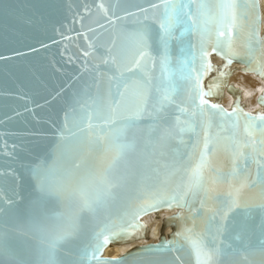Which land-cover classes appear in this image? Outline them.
Returning a JSON list of instances; mask_svg holds the SVG:
<instances>
[{
    "label": "water",
    "instance_id": "1",
    "mask_svg": "<svg viewBox=\"0 0 264 264\" xmlns=\"http://www.w3.org/2000/svg\"><path fill=\"white\" fill-rule=\"evenodd\" d=\"M173 3L165 45V0H0V264H198L189 238L207 264H264V85L248 106L230 78L264 83L261 2L236 0L234 25L215 0ZM107 173L113 195L50 255L79 190L95 196ZM106 228L120 235L96 250Z\"/></svg>",
    "mask_w": 264,
    "mask_h": 264
},
{
    "label": "snow or ice",
    "instance_id": "2",
    "mask_svg": "<svg viewBox=\"0 0 264 264\" xmlns=\"http://www.w3.org/2000/svg\"><path fill=\"white\" fill-rule=\"evenodd\" d=\"M213 0H205V3L201 5V7H205L207 3H211ZM216 3H218L221 11H222V19L223 20H229L231 22V25H234L236 22V14H235V8H236V0H215ZM166 5V12L163 17V20L160 24V28L163 30V34L160 36V39L162 42L167 44V37H171V28L173 27L174 23L179 22L177 17L179 16V12L176 11L175 5L173 3V0H165ZM187 15V14H185ZM229 31H231V26H229ZM147 34V29H145V35ZM219 36H224V32L220 31L218 32ZM145 56V53L143 51L139 52V57L143 58ZM136 65L139 66L140 60L137 59L135 61ZM231 63V61H229ZM261 75H264V72L261 73ZM198 79V77H197ZM201 94L200 104L204 105L206 103L205 100H203ZM164 100H169V96L165 94ZM213 108H217V105H212ZM236 111H239V108L237 107ZM204 109L201 108V115H203ZM226 116H231L230 113H225ZM254 119H259L261 121H264V116L256 117ZM209 141L206 140V146ZM131 145L128 144H121L119 145V153L122 157L125 154V151L129 149ZM115 164V161L113 162ZM205 165V157L202 154L200 163L191 171V174L189 176V190L193 188H198L202 184L203 180V169ZM262 182H264V177L261 178ZM104 188L98 192L95 196H88L84 193L83 189H80L81 197L76 205V208L73 210L71 215L68 218V224L67 227L61 229L58 235H56L54 238L51 239L50 245H49V253L50 255H54L55 248L57 244L68 237H71L75 235L80 228L79 223V213L87 209L88 211H94L96 207H99L101 204H103L108 198H110L113 195V189L119 186V178L111 177L110 173L106 174L105 180H104ZM159 195V193H150L149 197H155ZM175 199V197H173ZM227 211L225 212V216H227L228 212H235L236 209L242 207L240 204V192L237 190L234 194L230 193V201H226ZM155 205L148 203V199H145L144 206L140 208V212H147L148 210L155 209ZM250 208V206H248ZM259 210V214L264 215V204H260L256 206ZM139 227H142V225H137ZM107 232L108 234H105ZM120 235L119 231H116L114 228H106L101 231V233L97 234V243L95 245L96 250H99L102 246L107 245L112 239L118 238ZM102 237V239H100ZM189 243L191 247L195 250L198 257H205L203 260H198V264H207V253L204 250V247L202 245V242L199 239H193L189 238ZM261 252L264 254V242L261 243ZM93 258H95V255H93Z\"/></svg>",
    "mask_w": 264,
    "mask_h": 264
},
{
    "label": "bare ground",
    "instance_id": "3",
    "mask_svg": "<svg viewBox=\"0 0 264 264\" xmlns=\"http://www.w3.org/2000/svg\"><path fill=\"white\" fill-rule=\"evenodd\" d=\"M261 6H262V13H264V0H260ZM231 80L243 88V93L245 97V101L248 106H252L253 98L257 94V92L261 89L262 84L261 81H259L254 74L249 72H243V71H234V73L230 76ZM227 97H223V101H225ZM163 212L155 213H148L143 216V219H145L149 226H152L156 228L157 224L160 221V218L162 216ZM155 231V230H154ZM123 247L121 246H111L106 248V252L109 254H116L120 249Z\"/></svg>",
    "mask_w": 264,
    "mask_h": 264
}]
</instances>
